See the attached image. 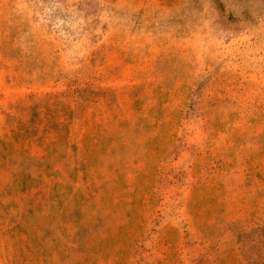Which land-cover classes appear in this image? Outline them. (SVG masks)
Segmentation results:
<instances>
[{
	"label": "rangeland",
	"instance_id": "rangeland-1",
	"mask_svg": "<svg viewBox=\"0 0 264 264\" xmlns=\"http://www.w3.org/2000/svg\"><path fill=\"white\" fill-rule=\"evenodd\" d=\"M0 264H264V0H0Z\"/></svg>",
	"mask_w": 264,
	"mask_h": 264
}]
</instances>
